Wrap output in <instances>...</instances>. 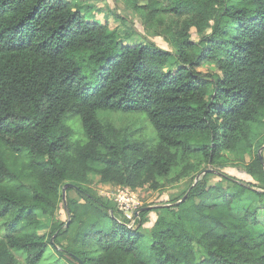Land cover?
<instances>
[{
    "label": "trees",
    "instance_id": "1",
    "mask_svg": "<svg viewBox=\"0 0 264 264\" xmlns=\"http://www.w3.org/2000/svg\"><path fill=\"white\" fill-rule=\"evenodd\" d=\"M138 1L125 4L145 33L123 18L111 29L74 0H0V264H37L49 244L69 264H264V0ZM204 61L217 71H199ZM98 111L142 113L157 138ZM233 155L255 183L206 172L140 206L131 228L90 187L95 176L150 193ZM247 191L257 199L237 207ZM60 208L66 219L39 234L38 212Z\"/></svg>",
    "mask_w": 264,
    "mask_h": 264
},
{
    "label": "rangeland",
    "instance_id": "2",
    "mask_svg": "<svg viewBox=\"0 0 264 264\" xmlns=\"http://www.w3.org/2000/svg\"><path fill=\"white\" fill-rule=\"evenodd\" d=\"M76 2H82L90 7L92 10V14H95L99 20L104 23L105 21L109 22V27L111 29H117L121 31L124 29V25L121 23V18L125 19L126 22L132 24L136 30L141 33L144 32V28L141 24V18L139 14L132 9L131 6H127L125 4V0H74ZM141 3H146V0H139ZM101 8V11L98 12L97 10ZM147 34V33H146ZM192 40L197 41L199 37L192 31L191 33ZM147 38L151 41H154L157 46L163 49L172 50V46L169 45L166 41H164L162 36L154 35V34H147ZM124 43L130 44V41H124ZM133 43V42H131ZM175 69H173L174 71ZM198 70L202 73H213L216 72V66L213 61H204L199 67ZM97 116L99 118H108L111 122H113L117 126H128L131 130L135 131V135L142 136L146 138L150 143L156 140V132L150 122L146 119L145 115L142 113L136 112H109V111H98ZM67 123L72 128L71 139H82V125L80 119L69 115L67 117ZM264 132H259V135H262ZM260 154L264 157V144L259 148ZM226 156H229L228 152H225ZM236 157L235 155L232 156L228 161H224L223 165H210L202 162L199 169L202 168H210L212 169V175L209 176L210 183L219 180L222 175H227L233 177L238 180H242L245 182H252L255 183V180L247 173H245L241 167H239L238 161L233 158ZM248 157V156H247ZM248 159V158H247ZM195 177H188L182 178L180 180L171 181L163 185L159 190L154 192H146L145 190H133L136 198L139 200L140 206H158L163 203H168L169 201L174 200L180 194H182L186 189L189 188L190 184L195 182ZM90 187L93 188L99 195L104 197H111V193L107 188V184L98 182L95 176H91ZM228 186L232 185L231 181L226 182ZM254 188V187H252ZM258 189V188H254ZM259 190V189H258ZM109 193V194H108ZM108 194V195H107ZM71 197L76 196L75 192L71 191L69 194ZM246 196H244L243 200L236 203L237 207L246 206L252 200L257 199L256 195L251 191H247ZM140 211V210H139ZM38 218L41 222L40 229L38 231L39 234H47L49 231V227L54 222V220H65L66 213L63 208H60L58 213L56 214L55 218H51L47 215H43L38 212ZM120 216V215H119ZM148 221L143 224L144 229H148L155 217L156 212L150 211L148 214ZM259 219L264 222V209L260 212ZM128 223V222H127ZM264 224V223H263ZM129 226H136L135 222H129ZM257 229V228H255ZM37 264H69V261L64 257L61 256L58 251L52 246L47 245L46 251L41 258V260Z\"/></svg>",
    "mask_w": 264,
    "mask_h": 264
},
{
    "label": "built area",
    "instance_id": "3",
    "mask_svg": "<svg viewBox=\"0 0 264 264\" xmlns=\"http://www.w3.org/2000/svg\"><path fill=\"white\" fill-rule=\"evenodd\" d=\"M110 193L112 194V199L116 203L119 211L122 213L126 221L128 223L135 222V214L138 212L140 203L136 198L134 191L128 186H115V190L110 191ZM128 223H126L127 226L131 228L132 226H129Z\"/></svg>",
    "mask_w": 264,
    "mask_h": 264
},
{
    "label": "water",
    "instance_id": "4",
    "mask_svg": "<svg viewBox=\"0 0 264 264\" xmlns=\"http://www.w3.org/2000/svg\"><path fill=\"white\" fill-rule=\"evenodd\" d=\"M258 154H259V157L262 159V155L260 154V149L258 150ZM209 171H212V169H210V168H205L202 172H200V173L196 176V178H195V182H196V181H197V180H198L203 174H205L206 172H209ZM67 184H69V183H67ZM185 196H186V194L183 196L182 199H184ZM62 198H63L64 206H65V208H66V202H65V188H64V187L62 188ZM151 207H153V206H146L145 208H151ZM145 208H142V209H145ZM138 213H139V212H136L135 216H137ZM50 241L52 242V238L50 239Z\"/></svg>",
    "mask_w": 264,
    "mask_h": 264
},
{
    "label": "clouds",
    "instance_id": "5",
    "mask_svg": "<svg viewBox=\"0 0 264 264\" xmlns=\"http://www.w3.org/2000/svg\"><path fill=\"white\" fill-rule=\"evenodd\" d=\"M132 190H133V189H132ZM113 201H114V200H113ZM139 207H140V206H139ZM117 208H118V207H117ZM139 210H140V209H138V212H139ZM137 216H138V215H137ZM137 216H136V218H137Z\"/></svg>",
    "mask_w": 264,
    "mask_h": 264
}]
</instances>
